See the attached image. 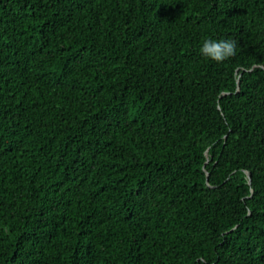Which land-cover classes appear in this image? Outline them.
I'll return each instance as SVG.
<instances>
[{"label": "trees", "instance_id": "1", "mask_svg": "<svg viewBox=\"0 0 264 264\" xmlns=\"http://www.w3.org/2000/svg\"><path fill=\"white\" fill-rule=\"evenodd\" d=\"M0 264H264V0H0Z\"/></svg>", "mask_w": 264, "mask_h": 264}, {"label": "clouds", "instance_id": "2", "mask_svg": "<svg viewBox=\"0 0 264 264\" xmlns=\"http://www.w3.org/2000/svg\"><path fill=\"white\" fill-rule=\"evenodd\" d=\"M198 55L204 60L223 63L238 54V43L234 38H205L198 47Z\"/></svg>", "mask_w": 264, "mask_h": 264}]
</instances>
